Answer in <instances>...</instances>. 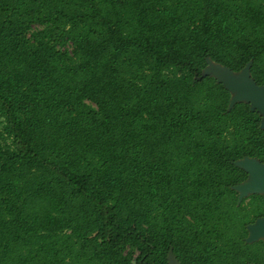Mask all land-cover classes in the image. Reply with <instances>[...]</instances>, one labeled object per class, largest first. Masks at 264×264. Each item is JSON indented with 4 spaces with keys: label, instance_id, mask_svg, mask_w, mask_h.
Returning a JSON list of instances; mask_svg holds the SVG:
<instances>
[{
    "label": "trees",
    "instance_id": "16d2710c",
    "mask_svg": "<svg viewBox=\"0 0 264 264\" xmlns=\"http://www.w3.org/2000/svg\"><path fill=\"white\" fill-rule=\"evenodd\" d=\"M207 58L264 85V0H0V264H264Z\"/></svg>",
    "mask_w": 264,
    "mask_h": 264
},
{
    "label": "water",
    "instance_id": "95a60500",
    "mask_svg": "<svg viewBox=\"0 0 264 264\" xmlns=\"http://www.w3.org/2000/svg\"><path fill=\"white\" fill-rule=\"evenodd\" d=\"M250 62L240 71L234 72L225 65L213 62L207 58V66L203 70V75H212L218 82H221L231 93L229 108L237 102H247L251 110H257L261 115V128H264V85H258L250 76ZM235 165L243 168L247 172V179L233 186L238 192V200L251 193L264 194V163L254 157L245 156L236 160ZM247 242L258 239L264 241V217L257 218L255 222L247 226ZM168 264H180L175 258L172 249L168 251Z\"/></svg>",
    "mask_w": 264,
    "mask_h": 264
},
{
    "label": "flooded vegetation",
    "instance_id": "af4514ba",
    "mask_svg": "<svg viewBox=\"0 0 264 264\" xmlns=\"http://www.w3.org/2000/svg\"><path fill=\"white\" fill-rule=\"evenodd\" d=\"M170 249H172V248H170ZM170 249H169V250H170ZM169 250H168V251H169ZM167 255H168V252H167ZM174 256H175V255H174ZM166 258H167V256H166ZM175 258L177 259L176 256H175ZM177 260H178V262L180 263L179 259H177ZM167 261H168V260H167ZM133 263H134V261H133ZM180 264H181V263H180Z\"/></svg>",
    "mask_w": 264,
    "mask_h": 264
}]
</instances>
